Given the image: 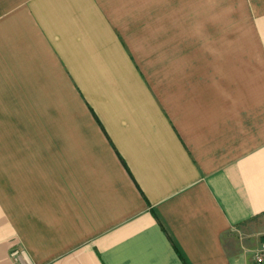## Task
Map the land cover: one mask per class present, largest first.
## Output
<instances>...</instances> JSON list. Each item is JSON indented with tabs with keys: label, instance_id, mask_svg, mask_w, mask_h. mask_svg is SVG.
I'll return each mask as SVG.
<instances>
[{
	"label": "crops",
	"instance_id": "0c3cea01",
	"mask_svg": "<svg viewBox=\"0 0 264 264\" xmlns=\"http://www.w3.org/2000/svg\"><path fill=\"white\" fill-rule=\"evenodd\" d=\"M201 7L195 78L133 47L145 0H0V264H257L264 0Z\"/></svg>",
	"mask_w": 264,
	"mask_h": 264
},
{
	"label": "rangeland",
	"instance_id": "374dc122",
	"mask_svg": "<svg viewBox=\"0 0 264 264\" xmlns=\"http://www.w3.org/2000/svg\"><path fill=\"white\" fill-rule=\"evenodd\" d=\"M201 4L202 0H145V8L135 13L140 15L139 24L131 25L133 47L145 50L147 63L178 65L182 74L185 65L192 63L197 78L203 63H217L218 24L211 20L209 9L202 8ZM212 14L217 16V9L212 10ZM133 27H139V34ZM142 30L145 31L143 38ZM22 122L9 118L0 120V131L24 126ZM2 138L9 140V136Z\"/></svg>",
	"mask_w": 264,
	"mask_h": 264
},
{
	"label": "built area",
	"instance_id": "2783aa9c",
	"mask_svg": "<svg viewBox=\"0 0 264 264\" xmlns=\"http://www.w3.org/2000/svg\"><path fill=\"white\" fill-rule=\"evenodd\" d=\"M11 255L18 264H32L28 259L26 251L21 247L13 248ZM254 257L257 264H264V242L256 251Z\"/></svg>",
	"mask_w": 264,
	"mask_h": 264
}]
</instances>
